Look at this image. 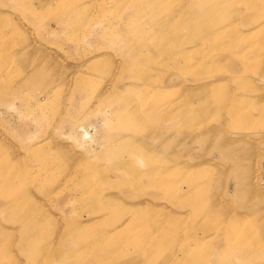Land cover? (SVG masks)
<instances>
[{"label":"rangeland","instance_id":"obj_1","mask_svg":"<svg viewBox=\"0 0 264 264\" xmlns=\"http://www.w3.org/2000/svg\"><path fill=\"white\" fill-rule=\"evenodd\" d=\"M0 264H264V0H0Z\"/></svg>","mask_w":264,"mask_h":264},{"label":"bare ground","instance_id":"obj_2","mask_svg":"<svg viewBox=\"0 0 264 264\" xmlns=\"http://www.w3.org/2000/svg\"><path fill=\"white\" fill-rule=\"evenodd\" d=\"M215 34L216 33H211V34H209L208 36H206L207 38H209V39H211V38H213V37H215ZM87 132L88 131H85V133H84V137H85V135H87ZM102 245V240H100L99 242H96V244H95V246H98V247H100ZM91 258H93V257H90L89 255L88 256H85V255H82L81 256V260L82 261H90L91 260ZM89 259V260H88ZM98 259H100V256H99V258ZM98 259H97V263H99V261H98Z\"/></svg>","mask_w":264,"mask_h":264}]
</instances>
